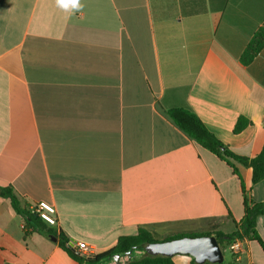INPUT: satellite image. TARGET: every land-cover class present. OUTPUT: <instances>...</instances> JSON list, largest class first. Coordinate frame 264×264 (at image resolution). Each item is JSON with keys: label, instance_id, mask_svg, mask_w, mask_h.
I'll list each match as a JSON object with an SVG mask.
<instances>
[{"label": "crops", "instance_id": "crops-1", "mask_svg": "<svg viewBox=\"0 0 264 264\" xmlns=\"http://www.w3.org/2000/svg\"><path fill=\"white\" fill-rule=\"evenodd\" d=\"M259 28L264 0H0V187L29 208L52 204L47 226L75 250L105 251L139 228L155 240L230 234L242 186L262 203L264 181L251 186L236 163L235 175L164 112L187 109L254 157L264 145V49L246 66L240 56ZM239 117L248 124L234 133ZM23 226L0 197V264H78ZM256 229L264 240V216ZM224 251V264H264L254 241L238 256Z\"/></svg>", "mask_w": 264, "mask_h": 264}, {"label": "trees", "instance_id": "trees-1", "mask_svg": "<svg viewBox=\"0 0 264 264\" xmlns=\"http://www.w3.org/2000/svg\"><path fill=\"white\" fill-rule=\"evenodd\" d=\"M181 8L182 11H184L183 4H181ZM262 49H264V28H259L256 33H254L240 56V62L242 65L246 66L250 64ZM164 115L189 140L195 142L198 146L225 162L238 177L239 173L235 163L248 168L251 174V186L264 181V145H262L260 151L252 158L240 156L222 144L211 132L208 131L200 119L191 111L175 108L165 111ZM247 124V121L239 117L235 123L233 132H241ZM242 193L243 217L238 223L234 222V230L230 234H224L222 231L214 229L202 233L176 234L166 236L162 240H155L150 232L139 228L135 235L121 236L109 249L98 252L91 258H84L79 255L77 250L70 246L69 239L61 231L56 232L42 222L28 206L20 201L10 187H0V197L7 199L12 211L22 218L24 222V235L38 233L46 237H55L57 239L58 247L65 251L69 257L78 264H102L107 261L112 262L114 261L115 256H118V259L127 257L126 261L123 263L119 261L116 264H174L170 257H152L147 255L144 252V248L151 243L169 241L182 237L214 236L222 251L226 249V247L228 248L235 240H239L242 243L246 241H254L258 244L262 252H264V240L261 239L256 229L257 217L264 216V202L254 203L243 186ZM136 251H142V257H134ZM127 253H130L129 256H127ZM191 264L197 263L191 258ZM203 264L212 263L205 262ZM221 264L224 263L222 262Z\"/></svg>", "mask_w": 264, "mask_h": 264}, {"label": "water", "instance_id": "water-1", "mask_svg": "<svg viewBox=\"0 0 264 264\" xmlns=\"http://www.w3.org/2000/svg\"><path fill=\"white\" fill-rule=\"evenodd\" d=\"M53 242L55 237H50ZM144 252L152 257L174 255L190 256L197 264L209 262L221 264L223 262L222 250L214 236L182 237L169 241L151 243L145 246ZM130 253H127L129 256ZM119 257H114V262H119Z\"/></svg>", "mask_w": 264, "mask_h": 264}, {"label": "built area", "instance_id": "built-area-1", "mask_svg": "<svg viewBox=\"0 0 264 264\" xmlns=\"http://www.w3.org/2000/svg\"><path fill=\"white\" fill-rule=\"evenodd\" d=\"M30 209L46 225L54 226L56 224L55 209L52 204L41 201V202H38L34 207ZM228 250L234 256H238L241 254L243 250V243L239 240H235L229 245ZM77 252L79 253L80 256L84 258H91L92 256L95 255L94 248L91 246H88L85 243L77 244Z\"/></svg>", "mask_w": 264, "mask_h": 264}, {"label": "clouds", "instance_id": "clouds-1", "mask_svg": "<svg viewBox=\"0 0 264 264\" xmlns=\"http://www.w3.org/2000/svg\"><path fill=\"white\" fill-rule=\"evenodd\" d=\"M57 3L64 8H67L69 3L73 8L79 7V0H57Z\"/></svg>", "mask_w": 264, "mask_h": 264}, {"label": "rangeland", "instance_id": "rangeland-1", "mask_svg": "<svg viewBox=\"0 0 264 264\" xmlns=\"http://www.w3.org/2000/svg\"><path fill=\"white\" fill-rule=\"evenodd\" d=\"M142 255H143V252L142 251H136L135 254H134V257L140 258V257H142ZM223 257H224V262H228L230 260V254H229V252L228 251H224L223 252ZM107 263H108V261L105 262V263H102V264H107Z\"/></svg>", "mask_w": 264, "mask_h": 264}]
</instances>
